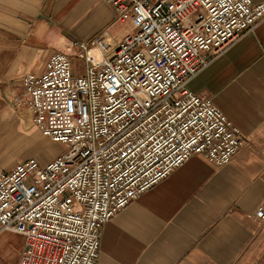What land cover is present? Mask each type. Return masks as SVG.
I'll return each instance as SVG.
<instances>
[{"label": "built area", "instance_id": "2783aa9c", "mask_svg": "<svg viewBox=\"0 0 264 264\" xmlns=\"http://www.w3.org/2000/svg\"><path fill=\"white\" fill-rule=\"evenodd\" d=\"M109 2L130 26L122 40L76 42V74L71 57L53 53L14 100L68 146L45 165L27 158L0 170V233L24 236L17 264H98L103 226L120 210L192 156L223 166L249 145L188 83L264 19V2Z\"/></svg>", "mask_w": 264, "mask_h": 264}, {"label": "crops", "instance_id": "0c3cea01", "mask_svg": "<svg viewBox=\"0 0 264 264\" xmlns=\"http://www.w3.org/2000/svg\"><path fill=\"white\" fill-rule=\"evenodd\" d=\"M125 24L109 0H0V170L22 161L9 141L20 146L30 128L42 134L14 102L25 74H41L57 51L74 54L75 42L120 41ZM188 87L208 96L249 145L223 166L192 156L120 210L103 226L98 264H264V219L255 216L264 209V19ZM23 249L22 234L0 233V264H17Z\"/></svg>", "mask_w": 264, "mask_h": 264}, {"label": "rangeland", "instance_id": "374dc122", "mask_svg": "<svg viewBox=\"0 0 264 264\" xmlns=\"http://www.w3.org/2000/svg\"><path fill=\"white\" fill-rule=\"evenodd\" d=\"M125 28H127L129 30L130 26L128 24H125ZM109 42L112 43L113 40L108 41V43ZM57 52H60V51H57ZM62 53H64V52H62ZM77 53H78V51H75V53L72 55L67 54L69 57H71L74 74L82 72L83 71V65H84L83 60L77 56ZM17 108L19 111L22 110V114L26 113L24 109H22V108L19 109V107H17ZM27 114H29V113H26L25 115H27ZM24 124L26 126V122ZM27 131L33 133L34 137L28 136V137L24 138V140L20 142V146H17V147L15 146L18 143L17 141L12 143L13 140H11V143H10V141L8 142V146H7L8 152L10 151V154L15 156L18 160H23V159L25 160V158L27 159V157H29V158H36L38 160V162L41 163L40 159L44 156V154L48 153L49 151L53 153L51 158H50V160H53L54 158H56V156L62 154L68 148L67 145H64L61 143L57 144L54 141H52L51 139L43 137L42 134H40L38 131H34L33 128H30ZM32 139H34V141ZM46 160L47 159H45L43 161H46ZM6 238L8 240H11L10 236H6ZM11 255H12L11 252H8V258H10Z\"/></svg>", "mask_w": 264, "mask_h": 264}]
</instances>
